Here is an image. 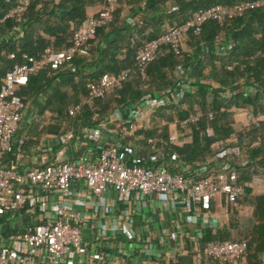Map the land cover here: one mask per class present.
<instances>
[{"label": "trees", "instance_id": "1", "mask_svg": "<svg viewBox=\"0 0 264 264\" xmlns=\"http://www.w3.org/2000/svg\"><path fill=\"white\" fill-rule=\"evenodd\" d=\"M22 1L0 0V86L14 64L39 58L46 48H67L87 20L88 9L106 6V0H30L22 14L5 18ZM246 1L250 0H115L111 20L87 42V55L73 60L74 71L67 65L57 70L46 67L16 89L25 107L36 108V116L24 146L6 154L0 167L19 172L43 167L53 161L26 169L18 163L35 146L61 134L72 132L81 139L84 133L100 131V122L114 113L146 110L140 120L126 125L127 130L131 124L136 127L126 150L128 155L148 151L150 164L135 157L129 164L163 167L194 181L234 172L235 183L244 187V193L228 208L227 223L208 227L198 247L233 241L237 233L235 241L247 242L237 264H263L264 193L253 195L248 184L264 175V6L222 23L209 20L197 32L188 31L180 39L178 54L170 45H162L144 76L135 60L144 43L158 38L164 29L178 27L200 10ZM8 54L15 59H8ZM123 70L129 72L119 86L90 99V84ZM180 89L182 97L176 101L172 94ZM156 98L159 105L148 108L147 102ZM74 106L79 109L70 115ZM240 111L254 118L241 129L235 127ZM192 116L198 119L183 124ZM164 121L175 122L190 141L175 145ZM73 143L57 148L76 149L74 161L88 149L80 145L74 149ZM91 143L96 148L97 142ZM210 212H219L217 199ZM186 243L187 254L168 264H195L193 243ZM199 264L227 263L211 258Z\"/></svg>", "mask_w": 264, "mask_h": 264}, {"label": "built area", "instance_id": "2", "mask_svg": "<svg viewBox=\"0 0 264 264\" xmlns=\"http://www.w3.org/2000/svg\"><path fill=\"white\" fill-rule=\"evenodd\" d=\"M29 2L30 0H23L5 18L22 14ZM114 4L115 0H106L105 8L88 17L74 32L72 42L67 48H46L39 58L28 57L22 63L14 64L5 74L0 86V162L14 149L20 151L25 143V135L17 136V133L27 108L17 95L16 89L25 86L31 75L46 67L57 70L67 65L74 71L73 60L77 56L87 55V42L97 28L111 20ZM263 6L264 0H250L230 7L215 6L198 11L178 27L164 29L158 38L144 43L137 51L135 60L141 75L144 76V69L156 58L162 45H170L178 54L180 39L188 31L197 32L209 20L222 23ZM7 57L10 60L15 59L14 54H8ZM128 72L129 70H123L117 75L103 76L97 84H90V99L113 91L125 80ZM181 97L182 89L172 94L176 101ZM162 102L160 99V103ZM78 109V106L70 108L69 114L73 115ZM197 119L198 117L192 116L183 124ZM248 119L253 121L251 116ZM135 131L136 127L129 125L128 132L134 134ZM91 133L99 134L95 131ZM74 141L77 144L80 141L74 133L61 134L56 139L47 141L44 149L38 150L43 152V157H47L55 147H65ZM43 161L42 164L46 162ZM235 179L236 174L232 172L194 181L163 167L153 168L134 163L130 165L125 147L103 143H97L95 151L87 150L72 162L56 161L23 172L0 167V216L15 217L25 209L38 213L43 220L7 235L0 244V264H38V259L45 264H58L72 251L78 256L86 255V246L79 227L82 218L79 213L71 211L69 198L75 182L83 184L94 196L112 188L120 205H128L133 195H171L174 205L179 202L184 204L185 216L182 220L175 221L173 228L182 243L186 240L193 243L194 263L199 264L204 259L213 258L221 263L237 264L247 249L245 240L223 241L201 249L198 247V242L209 227L208 220L204 221V218L210 220L212 216V201L218 200L221 212L225 215V211L244 193V187L237 185ZM55 192L63 197V201L51 200ZM188 222L197 227L192 230L185 229L183 223Z\"/></svg>", "mask_w": 264, "mask_h": 264}, {"label": "crops", "instance_id": "3", "mask_svg": "<svg viewBox=\"0 0 264 264\" xmlns=\"http://www.w3.org/2000/svg\"><path fill=\"white\" fill-rule=\"evenodd\" d=\"M99 10L100 7L90 8L87 16H93ZM158 102V98L153 99L151 104L147 103V106L152 108L159 105ZM26 108L27 111L17 136L27 135L32 126V119L36 116V108ZM145 112L146 110H136L112 114L106 122H100V131H95L99 134L85 133L80 139L82 140L80 144L73 143L74 149L84 146L88 150L95 151L91 142L122 145L126 149L132 143L131 137L135 135L128 132L126 125L131 121L140 120ZM244 112L236 113V128L247 127L252 122L248 120L252 115ZM252 119L254 120L253 117ZM258 119L261 117L259 116ZM163 123L167 125L170 138L175 145L181 146L190 141V138L186 136L187 132L182 133L177 130L175 122L164 121ZM44 146H35L27 153V156L20 157L19 166L26 169L29 166L41 164L43 160L72 162L73 156L77 154L76 149L70 151L67 148L55 147L52 152L53 156L43 157V152L39 150L44 149ZM129 153V155L127 153L129 162H134L136 158L144 160L147 165L150 164L148 151ZM248 187L253 195L262 194L264 193V180H254L248 184ZM69 198L71 199V211L79 213L82 218L79 227L87 252L85 256H78L73 251L69 252L58 264H168L174 257H184L187 254L186 241L182 243L173 228L175 221L184 218L185 207L181 202L174 205L171 195L148 197L133 195L128 205H120L117 203L116 193L112 188H107L101 195L94 196L83 184L75 182L69 192ZM51 200L63 201V197L55 192ZM225 212V215L222 214L219 205V212L212 213L210 220L204 218V221L208 220L209 227H222L228 221V213ZM41 221L43 220L40 219L38 213L25 209L15 217L0 216V244L5 241L9 233L25 229L26 226ZM183 227L192 230L197 226L188 222V224L183 223ZM38 264L45 263L38 259Z\"/></svg>", "mask_w": 264, "mask_h": 264}, {"label": "rangeland", "instance_id": "4", "mask_svg": "<svg viewBox=\"0 0 264 264\" xmlns=\"http://www.w3.org/2000/svg\"><path fill=\"white\" fill-rule=\"evenodd\" d=\"M149 104H151V102H150ZM240 112H244V111H240ZM244 113H245V112H244ZM248 120H249V119H248ZM262 177H264V175H261V176L255 178V180L263 181L264 178H262ZM244 225H245V226H248L247 220L244 221ZM234 234H235V235H233V241L237 240L238 237H239V235H238L237 233H234Z\"/></svg>", "mask_w": 264, "mask_h": 264}]
</instances>
